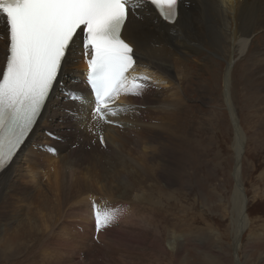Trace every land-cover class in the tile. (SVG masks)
Segmentation results:
<instances>
[{
  "label": "rangeland",
  "instance_id": "rangeland-1",
  "mask_svg": "<svg viewBox=\"0 0 264 264\" xmlns=\"http://www.w3.org/2000/svg\"><path fill=\"white\" fill-rule=\"evenodd\" d=\"M183 4L186 7L189 6L187 1H183ZM209 17L210 19L207 18V20L210 21V25L218 26V23H215L216 11H211ZM181 19L183 22L184 17ZM219 32L221 35L227 33L225 28L220 29ZM226 36L227 34L221 37L222 39H220L218 45L213 44L206 38L205 43L198 48V51L191 50L188 52L187 50L180 54L179 59L173 58L172 45L169 43L163 45V47L156 46L158 48L156 54H163L167 58L165 59L167 63L169 60L171 67L168 66V68L173 73V79H171L173 82L169 80L171 86L167 85L166 88L168 89L165 90L168 92L166 91L165 96L163 95V101H168V110H170L167 112V122L163 121V124L165 126L170 125V127L174 126L177 130L175 129V136L169 137V139L171 138L170 140L166 136L163 138L164 140H155L154 145L156 146L157 144L156 147L159 150V154L164 159L168 156L167 160L173 164L172 172L168 179L164 181L159 180L156 182L157 179L155 178L154 180H147L145 183L135 184V190L131 192V198L137 199L135 198L137 194L141 200L138 203L140 204L139 207L143 209L140 215L142 216L146 213L148 216H152L151 226L145 227L143 221L140 218L137 219L140 215L136 209L131 207L133 214L127 210L130 212L128 214L123 209L129 205L115 201V204H113L116 207L115 217L117 221L120 222L121 220L122 231L126 238L122 235V237H119L120 240L118 237H113L109 241L106 239L105 242H112L110 243V249L117 250L118 253L112 256L111 252L104 250V248L100 250L98 246H95L94 249L91 248L90 246L94 245L92 240L95 241L97 238L87 237V245L89 247L81 248L83 254L74 256V264H97V261L101 262L103 259L109 260L105 261L104 264H177L179 261L184 264H264V90H261L253 80L256 75L255 72L260 70L258 66L264 63V51L261 43L264 33L256 32L251 41L252 45L248 47L249 49L243 55L238 52L231 54V40ZM231 56L233 62H229L231 75L228 79L230 81L229 89L231 90L229 97L233 100V105L232 103L227 105L224 79ZM143 71L150 73L146 67H143ZM74 73L73 69L65 68L64 75H69L75 79ZM59 84V86H62V81ZM162 87L163 85L161 84L160 88ZM62 90V101H67L66 97L78 98L81 95L76 88L69 89V87L65 86ZM132 97L139 98L137 95ZM169 101L172 102L171 106ZM71 104L69 103V108L67 107L68 104L55 105L54 112L50 109L48 115L52 117L53 124L45 126L49 129L48 133L50 136L42 138L44 141L40 142V144L42 143L41 145L45 149L42 152L52 154L55 150H59V155L62 156L73 152L72 160H75L76 155H78L79 158L86 161L83 164L92 163L94 155L90 152L72 150V148L77 147V144L74 143L75 140L73 142L70 140L73 125L67 123L71 120L75 122L72 118V112L76 111L73 107L74 105ZM145 105L146 103L139 104V106ZM124 106L122 105L121 108ZM166 106L164 104L165 109H167ZM174 108L175 111L172 113L171 109L174 110ZM46 110H48L47 105L45 106ZM253 112L255 113L254 116ZM157 113L159 112L154 109V114ZM235 119L239 120L241 127L246 130L245 145L239 164H241L240 188L245 199V214L246 217L248 216V225L244 230L240 227L241 234H238V238H236L238 235L235 233V226L237 225L236 213L230 209V196L233 194V187L236 181L234 172H236L237 160L232 149L235 137V123L237 122ZM117 124L122 123L119 122ZM112 125L101 127V130L103 132L106 131L105 133L111 137H116L117 134L112 131ZM158 125L159 122L156 124L151 123L152 129L155 131L165 132L168 130L162 131V127H157ZM126 126L120 125L117 127V131L122 133ZM133 126L134 124L130 125L131 128ZM236 126H238L237 123ZM39 137L35 135L33 141L36 142ZM55 138L59 139L61 144L65 143L66 146L69 144L70 147L65 151L60 149L59 144L57 146L56 144L52 145ZM127 139L130 141H121L120 138L116 139L118 141H115V143H118L115 144L116 148L127 149L126 153L131 155L129 162H131L130 160L134 163L136 162L132 167L133 171L140 168L139 164H141L142 171L149 172V166L154 164L153 160H151V163V161L146 159L149 151H143L144 156L139 155L140 149L143 150L142 145L140 144V146L131 137ZM92 142L96 143V138H92ZM120 142L121 148L119 146ZM123 145L126 147H123ZM96 150L100 153L105 151L103 149ZM137 153L139 156L136 155ZM106 154L108 155V153ZM106 158V156H103L98 162L105 163L107 162ZM148 164L149 166L146 167ZM67 171L71 172L70 176L78 175V172ZM111 171L112 169H110ZM142 171L140 173L143 174ZM97 173L93 172V174ZM87 182L89 185L95 184H92L91 177H88ZM98 192H96V195L99 197H96L101 198V193ZM51 193V190L50 193L49 190L43 191L42 194H39V197L31 196L37 194L36 191H32L31 195H29L30 193L18 194L17 199L19 201L16 200V207L21 208L20 214L24 219H31V222H33L32 224L30 222L31 225H29L28 229L21 231L23 237L27 239L28 249L23 247L19 251L16 247H14L16 250L12 248L15 245L14 242L18 241V239L16 236H10L9 233L11 231L5 230V206L3 208L0 207L1 211H3V214L0 215V264H42L43 250L47 247V249H50L51 240L49 239L53 238L52 235L50 238L51 232L48 233V230H43L46 221H48L47 224L51 228L50 226H52L53 222H56L57 218L59 219V216V221L66 223L70 222L72 220L70 216L77 212L76 208L73 209V202L65 203L69 198L66 197L65 199L66 194L62 197V199L64 198V205H62V200L57 201L58 195ZM110 200L108 199L109 202ZM29 201H32L31 207L29 206L30 209L26 207L29 205L26 204ZM50 201L53 204L55 203L54 206L61 204L57 217L52 220L47 219V215L50 212L46 210L52 206ZM20 202L22 203L20 204ZM143 205H145L144 208L142 207ZM136 208L138 209V207ZM25 209L30 211L27 212ZM118 210L119 212L116 213ZM31 212L33 213L31 214ZM134 213H137L138 216ZM42 218H45V222L40 221ZM130 218L131 222H137V224H132L128 220ZM126 220L128 221L126 222ZM14 222L12 221L11 224H14ZM138 224H142L143 227ZM137 225L140 229H138ZM134 226L135 228H133ZM113 228L117 229L116 226H113ZM134 229L135 233L131 235L124 232V230ZM142 231H146L144 237H142ZM36 240H39V242ZM119 248L120 250H118ZM179 248H181L180 251H177ZM9 249L12 251H8ZM5 252L7 253L5 254ZM234 253L237 255V259Z\"/></svg>",
  "mask_w": 264,
  "mask_h": 264
},
{
  "label": "bare ground",
  "instance_id": "bare-ground-1",
  "mask_svg": "<svg viewBox=\"0 0 264 264\" xmlns=\"http://www.w3.org/2000/svg\"><path fill=\"white\" fill-rule=\"evenodd\" d=\"M183 1H187L189 3V6L186 7L184 5L185 3L183 4ZM213 10L216 11L217 17L215 23H218V26H211L210 21L207 20V18L210 19L209 14ZM139 15L140 14L138 13V17ZM182 17H184L183 22L181 19ZM222 28H225L227 33L221 35L219 30H222ZM0 29H2V31H0V56L2 55V58L0 60L1 73V69L7 55L6 24L4 22V19H2L1 17ZM256 32L264 33V0H180L179 19L176 21L175 25L163 22L158 17H156L155 13H153L151 17L144 18L143 20H133L132 23L127 26V29L124 32V37L136 48L137 66L135 72L132 75L128 76L121 91L118 94H115L114 99L117 100V105L115 107H112L111 109L101 112L103 115H105V117H109V119L113 120V130H111L116 132L117 134L116 137H111L107 133H105L106 131L103 132L106 142L105 149L100 146L98 142V135L96 134V126H101L102 120L100 119V116L94 111L95 104L93 103L91 95L87 90L84 82V73L87 71V66L83 57L81 56L80 40L78 39L77 47L75 50L76 55L73 59V62L71 65L66 66L74 70L75 79L71 78V76L69 75H64V73L61 75L60 81H62V86H59L60 84L57 85L52 97L47 103L48 110L45 111V108L42 110V113L38 118L36 125L27 137L26 142L20 152H18L15 158L10 162V164L0 172V207L3 208V206H5V230L11 231L9 233L10 236H16L18 239V241L14 242L15 245H13L12 248L15 249L14 247H16V249H19V251L23 247H25L24 249H28L27 239L23 237L21 231L23 229H28L29 225L33 223L31 222V219H24L20 214L21 208L16 207L18 194L30 193L29 195H31L32 191H36L37 194L31 196L39 197V194H42L43 191L49 190L50 193L51 190L54 195H58V202L62 200V205H64V198L62 199V197L66 194L65 199L66 197L69 198L65 203L67 204L69 202H73V209L76 208L77 212H74V215L70 216L72 220L66 223H62L61 221H59V216V219L57 218L56 222H53L52 226H50L51 228H49L47 224L48 221H46V225L45 227H43V230H48V233L51 232L50 238L51 235L53 238L49 239L51 240V243L49 242L50 249H47V247L43 250L44 252L42 253L41 260L42 264H74V256L76 257V255L78 254H83V250H81V248L89 247L87 245V237L97 238V240L95 241L92 240L94 245L90 246L91 248L94 249L95 246H98L99 250L101 248H104V250L106 249L110 251L112 256H115V254L118 253L117 250L110 249V243L112 242H107L113 237H118L119 239V237H122V235H124L123 237L126 238L125 234L122 231L121 220L118 218L120 220L119 222L115 217L116 207L113 206V204H115V201L117 203L124 202L129 205L126 206L125 209H123L124 211L129 210L132 213V207L136 209L137 213L140 215L143 209L139 207L140 204H138L141 201L138 198L139 195L136 194V197L134 196L137 199L131 198V192L135 190L134 185L138 183H145L147 182V180H154L155 178L157 179L156 182H158L159 180H167L172 172L171 169L173 164L167 160L168 156L164 159L162 155L159 154V150L156 147L157 144L156 146L154 145L155 140H164L163 138L166 136L168 137V139L171 136H175L177 130L174 126L170 127V125L166 124L167 126H165L163 124V121H165V123L167 122V112L170 111L168 110V101H163V95L167 91L165 89H168L166 88L167 85L169 84V86H171L170 83L173 82V80L171 81V79H173V73L168 68V66L171 65L169 63V60L167 63L165 62V59L167 58L163 54H156L158 50L156 46L163 47V45L169 43L170 45H172L173 58L179 59L180 54L186 52L187 50L188 52H190L191 50L198 51V48L202 46L203 43H205L206 38H208L213 44L218 45L220 39H222L221 37L227 34L226 37H229L231 40V54L238 52L239 54L243 55L245 54L247 49H249L248 47L252 45L251 41L253 40L252 38L256 35ZM262 38V50L264 51V37ZM172 61L176 62L174 60ZM231 61L233 62L232 56L230 57L228 63ZM143 67L148 68L150 73H145L143 71ZM258 67L260 68V70L255 72L256 75L254 76L253 80L255 81L256 85L261 88V90H264V63H261V65ZM230 70L231 69L229 63L228 68H226V76L224 79L226 96V99H224L227 100V105H229V103H232L233 105V100H231V97H229L231 91L229 89L230 81L228 79L231 75ZM161 84L163 85L162 88H160ZM65 86L69 87V89L76 88L80 91L81 94L78 98L66 97L67 101L74 105L73 107L76 111L72 112V118L75 122H73L72 120L67 122L68 124L73 125V131L70 134V140L72 142L75 140L74 143L77 144V147L72 148V150L77 149L82 150L85 153L90 152L92 155H94L92 163L87 162L83 164L86 161L79 158L78 155H76V159L74 157L75 160H72L71 156H73V152L65 156L59 155V150H55L52 154H50L49 152H42L45 149L42 147V143L40 144V142L44 141V139L42 138H48L50 136L48 133L49 129L45 126H51L53 124L52 117L48 115L50 109H52V111L54 112L56 108L55 105L68 104L67 107H70L67 101H62V88ZM135 94L139 96L138 99L131 98ZM121 95L124 96L123 100L118 98V96L122 97ZM141 103H146V105L139 106V104ZM164 104L167 105V109H165ZM169 104L171 106L172 102L169 101ZM122 105L125 106L121 108ZM154 109H156L159 113L154 114ZM171 110V112L173 113V111H175V108L174 110ZM252 114L254 116L255 113L253 112ZM236 121L238 126H236L235 123V137L232 146L237 160L235 166L236 172H234L236 181L233 187V194L230 196V209H232V211L236 213L235 219L237 225L235 226V233L238 235L241 234L240 229L242 228V230H244V228L248 225V216L246 217L245 214V199L243 198L242 190L240 188L241 164H239L245 145L246 130L241 127L239 120ZM119 122H121L122 124H117ZM158 122L159 125L157 127H162V131L166 129L168 130L165 132H160L152 129L151 123L156 124ZM131 124H134L133 128L130 127ZM135 124L140 126H136ZM120 125H127L125 127L126 129L123 130L122 133L117 131V127H119ZM35 135L40 136L36 142L33 141ZM128 137L133 138L139 145H142L143 150L140 149L139 152L137 151L139 155L144 156L143 151H149V154L146 155V159H148L149 161H154V164L152 166H149L150 163L146 165V167L149 166V172H143L141 164H139L140 168H137L133 171L132 167L136 162L134 163L132 162V160H130L131 162H129V158L131 157V155L126 153L127 149L116 148L115 144L118 142L116 139L120 138L121 141H130L129 139H127ZM92 138H96V143L92 142ZM115 141L117 142L115 143ZM86 143L88 144L86 145ZM54 144H56V146L59 144L60 149L65 151L70 147L69 144H67V146L65 143L61 144V141H59V139L57 138H55V141L52 143V145ZM120 145L121 142L119 146ZM125 145H123V147ZM96 149H103L105 151L103 153H100ZM106 153H108V155ZM138 153L136 155H138ZM103 156L107 157V162H98V160ZM99 165H101V167H99ZM110 169H112L111 172ZM67 170L73 171L75 173L78 172V175L70 176L71 172ZM94 171L96 173H99L93 174ZM141 171L143 172V174L140 173ZM88 177H91L92 184H95L89 185L87 182ZM96 192L101 193V198L96 197L98 196L96 195ZM108 199H111L110 202L108 201ZM31 202L32 201L26 203L27 205L29 204L28 206H26L27 208H29V206L32 204ZM21 203L22 202H20V204ZM54 204L53 202H51L52 206L48 205L50 207H46V210L50 212V214L45 213L48 214L47 219L49 220L57 217L59 207L61 206L60 203L58 206H54ZM40 205L42 206V204ZM136 207H138V209ZM142 207L144 208L145 205H143ZM26 209L25 211H30V208L28 210ZM1 210L2 209H0V215L3 214V211ZM129 211H127L128 214L130 213ZM33 212H31V214ZM117 212H119V210L116 211V213ZM24 215L26 216V214ZM42 215L41 217L44 216ZM105 215L112 217L111 222L109 223V225L97 229L95 227L97 218H102ZM143 215H140V217H137V219L140 218L143 221L145 227L151 226L153 221L152 216H148L146 213H144ZM44 219L42 218V220L40 221L45 222ZM128 220L131 222V218ZM128 220H126V222ZM134 220L136 221V219ZM12 221H15L14 224H11ZM131 223L137 224V222ZM138 225L140 227H143L142 224ZM113 226H116L117 229H114ZM140 227L138 229H140ZM133 228H135V226ZM124 232H127L131 235L135 233V229L129 231L124 230ZM141 233L142 237H144L146 231H142ZM238 237L239 235L236 236V238ZM106 239L108 240L107 242H105ZM36 241L39 242V240ZM46 246L48 245L46 244ZM180 249L181 248H179L177 251H180ZM118 250H120V248ZM8 251L12 250L9 249ZM6 253L7 252H5V254ZM235 257L237 259L236 254ZM105 261L109 260L103 259L101 262L97 261V264H104ZM177 264L184 263L182 261H179Z\"/></svg>",
  "mask_w": 264,
  "mask_h": 264
},
{
  "label": "snow or ice",
  "instance_id": "snow-or-ice-1",
  "mask_svg": "<svg viewBox=\"0 0 264 264\" xmlns=\"http://www.w3.org/2000/svg\"><path fill=\"white\" fill-rule=\"evenodd\" d=\"M179 3L0 0V14L6 18L9 38L7 64L0 73V170L25 144L65 67L72 64L78 39L81 56L88 65L85 83L94 93V111L99 113L109 107L136 70V48L124 37L127 26L153 13L175 25ZM111 220L108 215L98 217L95 227H105Z\"/></svg>",
  "mask_w": 264,
  "mask_h": 264
},
{
  "label": "clouds",
  "instance_id": "clouds-1",
  "mask_svg": "<svg viewBox=\"0 0 264 264\" xmlns=\"http://www.w3.org/2000/svg\"><path fill=\"white\" fill-rule=\"evenodd\" d=\"M37 123V122H36ZM36 125V124H35ZM105 148V147H104Z\"/></svg>",
  "mask_w": 264,
  "mask_h": 264
}]
</instances>
